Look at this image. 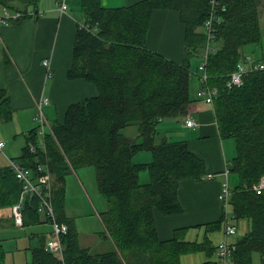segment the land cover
I'll return each instance as SVG.
<instances>
[{
  "label": "trees",
  "instance_id": "obj_1",
  "mask_svg": "<svg viewBox=\"0 0 264 264\" xmlns=\"http://www.w3.org/2000/svg\"><path fill=\"white\" fill-rule=\"evenodd\" d=\"M260 2L221 0L220 8L225 9L219 11L215 50L207 59L209 85L217 88L213 105L220 135L235 142L231 171L239 183L231 189L233 214L249 221L248 230L237 240L236 264H254L256 252L264 264V189H254L264 179V69L249 71L240 85H227L245 57L243 47L263 41ZM84 9L87 21L77 30L68 76L94 84L98 92L70 104L64 119L54 120L44 139L37 126L30 130L18 159L35 176L41 174L39 165L48 163L56 176L54 207L59 220L69 225L62 237L66 263L182 264L183 255L203 251L208 257L203 264H218L217 247L208 234L202 241H191L186 239L189 227H180L171 238L161 239L156 223L157 212H183L180 183L201 181L207 172L205 160L187 141L160 136L157 127L162 119L188 113L193 100L191 59L205 52L209 0H140L117 8H105L101 0H84ZM164 9L178 11L184 25L182 61L148 44L152 17ZM10 118V97L6 89H0V119ZM133 124L138 126L137 136L125 135L123 130ZM142 150L151 151L150 161H135ZM85 166L95 168L107 201L101 219L115 248L106 252L93 253L83 247L74 219L66 214V175ZM146 169L148 180L143 181ZM21 190L22 183L10 166L0 165V209L11 208L14 223L12 206ZM38 203L37 196L27 199L23 226L40 222ZM225 216L224 212L218 221L208 223L206 231L220 230ZM31 254L27 264H62L45 237L31 248ZM5 256L0 239V264H6Z\"/></svg>",
  "mask_w": 264,
  "mask_h": 264
},
{
  "label": "crops",
  "instance_id": "obj_2",
  "mask_svg": "<svg viewBox=\"0 0 264 264\" xmlns=\"http://www.w3.org/2000/svg\"><path fill=\"white\" fill-rule=\"evenodd\" d=\"M138 1L140 0H101V4L105 8H117ZM66 2L68 7L63 12L60 8L61 0H0V5L26 13L20 19L4 26L0 33V89H6L11 109L10 119H0L1 131L7 138L16 136L21 138L10 145L9 150L15 156L1 151L3 154L0 155L1 166H9V158L19 159L22 155L28 142L29 131L37 126L35 115L38 101L42 96L50 100L44 105V109L45 106L49 108L52 121L46 113L45 115L52 123L56 119H64L70 104L94 96L98 92L94 84L68 76L73 61L75 36L78 28L87 21V15L84 0ZM259 16L264 33V0H261L259 5ZM184 30L178 11L157 10L152 17L148 44L150 48L163 52L169 58L182 61L186 56ZM202 52L204 53V50L192 57V68L195 63L196 67L201 63ZM46 60L50 62L49 66L45 64ZM201 87L199 77H192L190 91L193 100L187 115L162 119L157 128L160 136L166 135L174 140L187 141L189 148L205 160L208 177L205 176L201 181H182L178 196L183 212L175 215L157 212L156 223L161 239L171 238L176 228L189 227L186 239L188 237L190 239L187 240L201 241V236L205 237L208 234L217 247L224 239L222 233L207 232L206 229L208 223L218 221L224 212L226 214L224 202L219 198V194L225 179L223 171L228 165H232L236 148L233 139L220 135L214 105L197 97ZM188 118L195 119L198 124L187 125ZM19 147H22V150ZM149 159V155H146L145 160ZM135 160L144 161L140 154L135 156ZM212 174L214 176L209 178ZM142 180L147 181L148 177ZM54 181V187H58L57 179ZM66 214L69 216L67 209ZM14 226L19 225L13 222L11 208L0 209V231L8 233L14 239L7 241L12 247L8 250L11 258L7 264H27L32 259L31 248L38 246L43 237L46 240L52 237L51 223L41 215L40 222L23 226L24 233L17 235L15 233L18 231L10 233ZM213 237H220L219 241L215 242ZM103 238L107 245L98 243L97 247L101 248L100 250H95L90 245H81L93 253L106 252L115 247L110 237L103 235ZM0 239L4 243L7 238ZM214 257H217V250ZM216 260L219 264V260Z\"/></svg>",
  "mask_w": 264,
  "mask_h": 264
},
{
  "label": "built area",
  "instance_id": "obj_3",
  "mask_svg": "<svg viewBox=\"0 0 264 264\" xmlns=\"http://www.w3.org/2000/svg\"><path fill=\"white\" fill-rule=\"evenodd\" d=\"M210 13L204 24V31L206 33L205 52L202 56V61L197 66V69L192 68V75L198 76L202 84L201 89L197 92V97L208 103L213 104L215 96L217 94V88L209 85V73L207 71V63L209 54L215 50L216 39V24L220 21L219 11L222 3L221 0H209ZM66 0H61L60 8L63 12L67 10ZM26 13L20 10H12L6 5H0V33L4 26L9 25L13 20L20 19ZM83 25V24H82ZM45 64L49 66L50 62L45 61ZM264 69V61L259 59H253L250 56H245L241 60L237 69L231 73L228 86L240 85L243 82V76L249 71ZM51 76V74H49ZM48 97H41L37 104V113L35 120L39 122L37 131L39 136L44 139L48 132L52 131L50 122L45 115L44 105L49 103ZM186 124L189 126H195L198 123L193 118H188ZM42 146L44 144L42 143ZM5 141H0V151H4ZM37 146L32 145L31 150L36 151ZM9 166L16 174L19 181L22 183V190L19 199L12 206V213L15 219V223L19 226L24 224L23 210L28 198L37 196L39 198L38 209L39 212L44 215L52 225V237L47 240L49 250L56 255L62 264H67L65 259V246L63 243V235L69 230V225L66 222H61L58 218L57 212L54 207V184L52 181V172L48 166V163H41L39 170L41 174L35 176L34 172L24 166L18 159L9 158ZM231 164L223 171L225 180L222 183V189L219 194V198L224 202L225 208L229 202H231L232 190L229 186V174ZM214 175H209L212 178ZM208 177V175H206ZM254 189L261 192L264 189V179L260 183L254 185ZM233 217L235 218L234 214ZM226 225H225V237L217 246V256L219 264H236L234 260V253L237 250V241L229 240V236L237 233V225L229 221L226 213Z\"/></svg>",
  "mask_w": 264,
  "mask_h": 264
},
{
  "label": "rangeland",
  "instance_id": "obj_4",
  "mask_svg": "<svg viewBox=\"0 0 264 264\" xmlns=\"http://www.w3.org/2000/svg\"><path fill=\"white\" fill-rule=\"evenodd\" d=\"M243 53L245 56H250L253 59H259V60L264 61V35H263L262 43L246 44L243 47ZM194 68L197 69L196 63L194 64ZM44 110H45L47 117L50 118V120L53 119L52 115L49 114V108H46L45 106ZM35 122L38 126L39 122H37L36 120ZM1 130H2V123H0V139H4L3 141H5L6 143L4 150L7 154L15 156L14 153H12L9 150V148L13 141L16 140L18 142L19 139H21L20 136L7 138L5 133ZM123 133L127 136L135 137L138 134V126L135 124L129 125L123 130ZM230 139H233V138H230ZM139 141H141V138H139ZM19 149L22 150V147H19ZM139 154L142 160H144L142 162H147L151 160V155H152L151 151L142 150L138 152L137 155ZM0 155H3L1 151H0ZM146 155H149L150 157L149 160H145ZM141 175H142V179L143 178L147 179L148 170L147 169L144 170ZM55 178L56 176L54 177V175L52 174L53 184L55 183L54 181ZM238 183H239L238 175L232 172L230 169V174H229L230 188L232 189ZM66 209H67V213L69 214V216L72 217L76 223L81 244L93 246L95 250L101 249L97 247L98 243H100V245H107V243L105 242L103 238V235H106L107 232H106L105 225L101 219V213L107 209V201L103 193L99 189V186L97 184V179H96V171L93 166H85V167L76 168L66 175ZM225 210L227 213V217L229 218V221H232L237 225V233L235 235L229 236V240L236 241L241 236H243V234L248 230L247 228L249 226V221L246 218L237 219L233 217V209H232L231 202L228 203L227 208ZM222 224H223L222 229L214 233H222V236L224 238L226 218H224ZM31 225H34V224H31ZM24 227L14 226L12 227V230L10 233H13L12 231H18L17 233H15L16 235L20 233H24V229H25ZM0 237L7 238L5 242L3 243L4 248L6 250L5 262L7 264V262H9L11 258V255L8 254V250L12 248L7 243V241L8 240L14 241V239H12V237H10L8 233H3L1 231H0ZM219 238L220 237H217V238L213 237V240L217 242L219 241ZM187 239H190V238L188 237ZM203 239H204V235L201 236L200 240L202 241ZM22 241L23 240L21 239V242ZM24 241L26 242L27 240H24ZM114 248L112 247V249ZM207 259L208 257H207L206 252H203V251L195 252L191 254H185V256L182 257V264H203V262ZM215 259H218V256ZM260 263H261V255L260 253L256 252L254 254V264H260Z\"/></svg>",
  "mask_w": 264,
  "mask_h": 264
}]
</instances>
